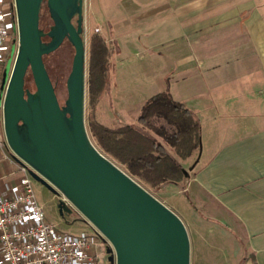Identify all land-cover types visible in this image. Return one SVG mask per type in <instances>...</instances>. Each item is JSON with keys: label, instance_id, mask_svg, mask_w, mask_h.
Listing matches in <instances>:
<instances>
[{"label": "crops", "instance_id": "1", "mask_svg": "<svg viewBox=\"0 0 264 264\" xmlns=\"http://www.w3.org/2000/svg\"><path fill=\"white\" fill-rule=\"evenodd\" d=\"M117 5L105 19L109 74L98 113L108 126H129L166 90L191 110L200 144L188 159L154 135L184 174L170 185L211 197L246 238L243 264H264V0Z\"/></svg>", "mask_w": 264, "mask_h": 264}, {"label": "water", "instance_id": "2", "mask_svg": "<svg viewBox=\"0 0 264 264\" xmlns=\"http://www.w3.org/2000/svg\"><path fill=\"white\" fill-rule=\"evenodd\" d=\"M44 1L53 22L47 33L40 29ZM14 4L19 45L2 112L4 134L15 157L33 169V179L63 196L108 240L110 264H189V239L179 217L89 140L83 0H14ZM65 40L74 55L66 80L67 99L60 106L43 57ZM9 67L3 71V84ZM28 75L32 92L25 88ZM57 209L61 218L73 213L63 199Z\"/></svg>", "mask_w": 264, "mask_h": 264}, {"label": "rangeland", "instance_id": "3", "mask_svg": "<svg viewBox=\"0 0 264 264\" xmlns=\"http://www.w3.org/2000/svg\"><path fill=\"white\" fill-rule=\"evenodd\" d=\"M119 1L83 0L82 36L86 46L87 63L90 36L93 33H98L104 40L106 39L103 36L106 29L105 19L111 14L117 15ZM129 10H132V7ZM73 22L75 23V20ZM52 25L53 22L45 5L40 11V29L47 33ZM43 41L48 42L49 39L45 38ZM73 55L72 46L65 40L55 52L43 57L44 66L54 86L60 106H64L67 99L66 80L70 73ZM13 64L11 62L9 70L13 68ZM129 86L132 87L130 83ZM25 88L31 92L34 91L30 75L26 77ZM86 117L85 102V128ZM98 119L102 123L108 124L106 117L101 112L98 113ZM220 121L225 122L226 119H220ZM129 126L135 128L138 124L135 122ZM138 130L143 131L148 137L155 138L152 133L142 128ZM107 159L116 165L111 159ZM31 182L36 198L43 206L46 219L57 230L69 235H79L81 232L90 231L83 216L74 212L69 217L61 218L59 216L57 204L60 199H64L63 196L57 197L33 178H31ZM150 194L177 215L183 223L189 239V264H243L245 262L249 254L245 251L246 238L241 228L238 225H233L228 216L217 207L214 200L203 191L187 184L179 186L167 184ZM109 248H111L110 244L105 242L103 245L105 254ZM105 264H109L107 258Z\"/></svg>", "mask_w": 264, "mask_h": 264}, {"label": "trees", "instance_id": "4", "mask_svg": "<svg viewBox=\"0 0 264 264\" xmlns=\"http://www.w3.org/2000/svg\"><path fill=\"white\" fill-rule=\"evenodd\" d=\"M45 5L46 1L41 9ZM87 65L86 128L93 146L148 193L182 182L183 171L165 146L179 160L192 156L200 144L198 118L166 90L144 102L137 119L143 130L165 146L134 127L105 125L98 119V106L108 81L109 48L98 33L90 36Z\"/></svg>", "mask_w": 264, "mask_h": 264}, {"label": "built area", "instance_id": "5", "mask_svg": "<svg viewBox=\"0 0 264 264\" xmlns=\"http://www.w3.org/2000/svg\"><path fill=\"white\" fill-rule=\"evenodd\" d=\"M18 42L14 0H0V264H105L108 254L103 245L108 240L85 218L89 232L69 235L57 230L36 198L33 169L8 146L2 111L12 69L5 84L2 74L14 63ZM63 201L82 216L65 198Z\"/></svg>", "mask_w": 264, "mask_h": 264}]
</instances>
